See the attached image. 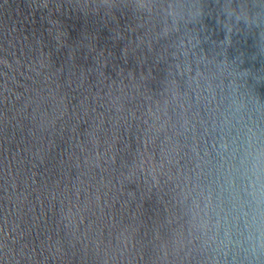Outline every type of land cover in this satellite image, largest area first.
Here are the masks:
<instances>
[{"label": "water", "instance_id": "1", "mask_svg": "<svg viewBox=\"0 0 264 264\" xmlns=\"http://www.w3.org/2000/svg\"><path fill=\"white\" fill-rule=\"evenodd\" d=\"M264 0H0V264H264Z\"/></svg>", "mask_w": 264, "mask_h": 264}, {"label": "clouds", "instance_id": "2", "mask_svg": "<svg viewBox=\"0 0 264 264\" xmlns=\"http://www.w3.org/2000/svg\"><path fill=\"white\" fill-rule=\"evenodd\" d=\"M250 186L254 189L252 195L256 199L257 204L264 203V182H261L259 174L256 175V182L250 183Z\"/></svg>", "mask_w": 264, "mask_h": 264}]
</instances>
